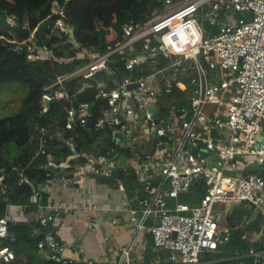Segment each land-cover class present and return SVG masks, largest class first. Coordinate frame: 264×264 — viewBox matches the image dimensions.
<instances>
[{
    "label": "built area",
    "instance_id": "2783aa9c",
    "mask_svg": "<svg viewBox=\"0 0 264 264\" xmlns=\"http://www.w3.org/2000/svg\"><path fill=\"white\" fill-rule=\"evenodd\" d=\"M69 1L51 0V10L57 15L52 33L68 37L70 57H57L65 51L62 43L39 45L36 29L11 45L12 51H24L32 62L47 60L60 66L64 60H83L71 71H59L43 87L42 98L50 108L52 102H67L63 117L52 115L63 122V132L36 125L42 137L64 133L69 151L60 168L48 154L47 167L55 166L56 174L63 171L61 180L71 185L87 176L134 177L141 186L133 209L136 227L152 235L155 250L169 252L164 262L149 264H209L204 255L220 251L231 240L232 228L225 223L229 209L247 206L264 215V0H165L170 12L142 23L127 22L121 37L103 51L77 38L76 28L66 21ZM8 20L15 22V17ZM157 54L166 63L174 56L184 57L176 67L186 63L183 70H195L188 87H180L189 91L184 104L176 102L177 77L169 75L168 67L161 70L159 86H154ZM138 71L142 74L136 75ZM86 89H94L102 101L95 122L90 102L79 97ZM158 89L170 98H160ZM93 127L104 143H94L97 153L79 145L83 129ZM41 143L40 152L46 153L45 140ZM204 151L218 159L208 161ZM251 168L258 171L244 175ZM24 180L32 182L23 176L19 184ZM200 180L205 182L200 202L180 201ZM119 188L125 192L123 183ZM41 190L31 192L30 201L37 209L46 206L40 203ZM13 204L9 202L0 217V239H15L9 229L8 210ZM16 205L21 212H30L29 205ZM60 219L57 210L34 219L52 232L37 244L46 252L40 264H77L54 234ZM248 255L254 257L253 264H264V250L237 252L235 258ZM24 258L28 253L0 246V264H25ZM111 264H136L133 244L121 247L117 262Z\"/></svg>",
    "mask_w": 264,
    "mask_h": 264
},
{
    "label": "trees",
    "instance_id": "16d2710c",
    "mask_svg": "<svg viewBox=\"0 0 264 264\" xmlns=\"http://www.w3.org/2000/svg\"><path fill=\"white\" fill-rule=\"evenodd\" d=\"M166 8L165 0H70L67 8V23L76 28L77 38L83 43L95 45L103 51L107 44L116 42L123 33V26L129 22H143L157 14L163 13ZM8 17H15V23L19 26H27L30 33L36 29L34 38L39 45L46 44L50 47L62 45L64 52L57 53V57L67 59L71 56V44L68 37L57 36L52 33L57 15L51 10V0H0V85L10 82H21L28 88L21 109L13 114L0 117V169L5 170L6 184L0 181V217L6 214L9 202L29 205L30 212L38 208V205L30 201L31 192L11 197L4 188L6 185L12 190L16 189L23 176L39 185H45L52 179L56 172L47 170L49 157L52 158L56 167H61V162L68 155L62 138L59 135L44 136L36 128V125L58 128L63 132V122L56 120L52 115H64L67 102H52L50 111L43 113V87L57 78L59 71L68 72L76 68L83 60L61 62L55 66L47 60L32 62L27 60L26 53L11 50L13 41L21 40ZM101 23V27L97 26ZM86 34L85 36L83 35ZM88 33V34H87ZM166 63L162 58L153 61V69L163 67ZM136 72V75H141ZM177 101L185 103L189 93L175 88ZM169 95V94H168ZM167 94L165 100L169 99ZM81 101H88L92 108V120L96 121L98 109L102 101L95 96L94 89H86L79 95ZM101 133L91 129H83L79 135L80 148L88 152H98L94 143H102L99 137ZM42 139L45 140L40 152ZM48 154L50 155L48 157ZM80 161H83L80 159ZM117 177V176H116ZM121 177V176H120ZM117 181L128 186L130 195L133 189L138 188L134 177L116 178ZM205 191V182L200 180L195 183L188 194L181 195L180 201L198 204ZM138 193V190H135ZM48 193L41 190L40 203L46 205ZM226 225L232 228L231 240L220 246L219 252H209L204 255V260L224 259L222 264H253L254 257L248 255L244 258H235L237 252L249 254L251 251L264 250V215L256 214L251 208L235 206L226 216ZM10 232L15 239H0V246H12L15 249L35 250L41 233L52 234L51 230L43 227L36 220L30 223L9 220ZM212 262L211 264H217Z\"/></svg>",
    "mask_w": 264,
    "mask_h": 264
},
{
    "label": "crops",
    "instance_id": "0c3cea01",
    "mask_svg": "<svg viewBox=\"0 0 264 264\" xmlns=\"http://www.w3.org/2000/svg\"><path fill=\"white\" fill-rule=\"evenodd\" d=\"M167 63L169 65V61ZM185 64L179 68L181 71L176 80L181 86L188 87L190 76L195 74V70H183ZM175 99L177 100V96ZM50 181V185L47 184L44 188L48 193L46 206L24 213L13 204L8 210L9 220L30 223L40 215L60 211L62 220L58 222L54 234L65 243V254L77 264H83L84 260L95 264L117 262L120 248L128 244H133L136 264L166 260L168 250H155L152 235L145 230L138 231L136 227L138 219L133 209L136 208L135 190L139 192L140 184L137 183L138 188H134L130 195L128 186L124 184L125 192L122 191L119 188L120 181L116 178L106 180L87 176L71 185L56 174ZM113 220L116 222L112 223ZM17 250L28 253L29 258L21 260L25 264H40L45 261L46 252L38 248ZM33 252L36 254L32 255Z\"/></svg>",
    "mask_w": 264,
    "mask_h": 264
},
{
    "label": "water",
    "instance_id": "95a60500",
    "mask_svg": "<svg viewBox=\"0 0 264 264\" xmlns=\"http://www.w3.org/2000/svg\"><path fill=\"white\" fill-rule=\"evenodd\" d=\"M12 23H13V26L16 29L17 33L21 37V39H27L30 36V31H29L27 26H19L15 22H12ZM43 103H44L43 114H46V113H48L50 111V103L47 100H44ZM156 115H158V111H156ZM159 120H160V118L157 117L156 121L159 122ZM90 125H91V121L88 122V126H90ZM201 154L203 156L207 157L208 161H210V160H214L215 161V160L218 159V155L217 154L210 155L208 151L201 152ZM263 167H264V165H263ZM47 170L50 171V172L51 171L55 172L56 171V167L55 166H49V167H47ZM257 171H258V169L251 168V169H248L247 171H245L244 175L253 174V173H256ZM57 175L63 176L64 172L63 171H59L57 173ZM0 181H1V183L3 185L6 184L5 170H3V169H0ZM33 188L43 189V185H39L35 181L29 182V181H26V180H24L21 184H19L17 186V188L14 189V190H12L11 188H8L7 185H6L7 192L10 194L11 197L18 196L20 194L30 193V192H32ZM41 236L45 237L46 234L45 233H41Z\"/></svg>",
    "mask_w": 264,
    "mask_h": 264
},
{
    "label": "rangeland",
    "instance_id": "374dc122",
    "mask_svg": "<svg viewBox=\"0 0 264 264\" xmlns=\"http://www.w3.org/2000/svg\"><path fill=\"white\" fill-rule=\"evenodd\" d=\"M171 9L167 8L163 13L170 12ZM97 26L101 27V23L97 22ZM88 34V33H87ZM85 36L86 34L83 33ZM78 41V39H75ZM28 92V88L25 84L21 82H10L7 84L0 85V117L8 114H13L18 112L23 104V100ZM177 96V92H175ZM223 259H214L208 262H218L217 264H222Z\"/></svg>",
    "mask_w": 264,
    "mask_h": 264
},
{
    "label": "bare ground",
    "instance_id": "6f19581e",
    "mask_svg": "<svg viewBox=\"0 0 264 264\" xmlns=\"http://www.w3.org/2000/svg\"><path fill=\"white\" fill-rule=\"evenodd\" d=\"M158 47L160 48V46H158ZM157 58H161L160 54H157L153 61H155V59H157ZM182 60H184V57L182 58L180 56H174L172 62L169 63V65H168V63H166L165 66L154 69L155 71L159 70V72L152 77V81H153L154 86H156V87L159 86L160 80H161V70L165 67H168V70L170 72L171 77L177 76L181 70L176 67V62H181ZM175 85H177V87H175V88H179V87L183 88V85L182 86L178 85L177 80L175 81ZM157 93H158V96L160 98L164 97V95L167 94L166 92H163L161 89H158Z\"/></svg>",
    "mask_w": 264,
    "mask_h": 264
}]
</instances>
